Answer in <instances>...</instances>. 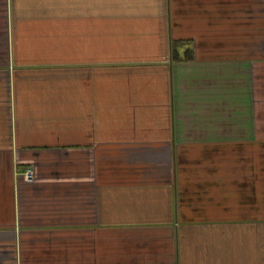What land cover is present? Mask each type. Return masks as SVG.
Instances as JSON below:
<instances>
[{
    "label": "crops",
    "instance_id": "obj_1",
    "mask_svg": "<svg viewBox=\"0 0 264 264\" xmlns=\"http://www.w3.org/2000/svg\"><path fill=\"white\" fill-rule=\"evenodd\" d=\"M0 264H264V0H0Z\"/></svg>",
    "mask_w": 264,
    "mask_h": 264
},
{
    "label": "trees",
    "instance_id": "obj_2",
    "mask_svg": "<svg viewBox=\"0 0 264 264\" xmlns=\"http://www.w3.org/2000/svg\"><path fill=\"white\" fill-rule=\"evenodd\" d=\"M182 43L183 42L181 40H177V41L172 42V46H171V48H172V55L176 59H180V57L178 55V47L180 45H182Z\"/></svg>",
    "mask_w": 264,
    "mask_h": 264
},
{
    "label": "built area",
    "instance_id": "obj_3",
    "mask_svg": "<svg viewBox=\"0 0 264 264\" xmlns=\"http://www.w3.org/2000/svg\"><path fill=\"white\" fill-rule=\"evenodd\" d=\"M22 174L26 180H32L34 178V171L32 168H25Z\"/></svg>",
    "mask_w": 264,
    "mask_h": 264
}]
</instances>
